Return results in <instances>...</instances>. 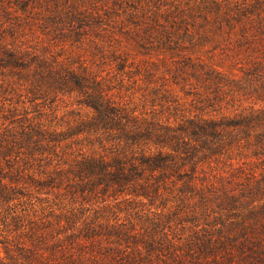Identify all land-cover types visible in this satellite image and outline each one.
<instances>
[{
	"label": "trees",
	"instance_id": "16d2710c",
	"mask_svg": "<svg viewBox=\"0 0 264 264\" xmlns=\"http://www.w3.org/2000/svg\"><path fill=\"white\" fill-rule=\"evenodd\" d=\"M30 5V0H0V9L16 18ZM74 9H47L44 20L70 28L97 24ZM191 9L189 16V10L174 15L175 31L185 26L190 35L198 18L200 39L221 37L231 44L235 37L249 69L264 70V0L244 5L209 0ZM3 55L0 67L20 75L34 70L33 104L50 99L47 85L54 80L51 86L77 92L89 110L80 131L106 135L114 144L109 154H81L74 167L80 218L56 215L53 226L30 218L31 193L20 186L19 168H7L15 149L18 158L56 154L60 133L29 123L19 135L9 129L0 134V231L7 232L0 239V264H264V107L214 115L198 106L202 100L192 99L194 110L178 100L164 110H139L117 100L116 87L83 61L58 69L20 46ZM213 74L218 78L220 72H191L204 82ZM224 160L228 170L211 171ZM65 174L56 165L33 182L39 190L60 187ZM91 201L93 206H85Z\"/></svg>",
	"mask_w": 264,
	"mask_h": 264
},
{
	"label": "rangeland",
	"instance_id": "374dc122",
	"mask_svg": "<svg viewBox=\"0 0 264 264\" xmlns=\"http://www.w3.org/2000/svg\"><path fill=\"white\" fill-rule=\"evenodd\" d=\"M30 1V10L21 12V17L16 18L13 12L8 14L0 9V57L4 56V50L20 46L30 56L43 58L58 69L66 63H73L77 68L83 61L116 87L113 92L117 100L132 107L138 106L139 110H164L167 106L173 107L175 100L194 110L192 99L202 100V103L197 102L198 106L205 105L206 110H211L210 114L214 115L240 112L250 106L264 107V70L249 69L251 64L245 59L247 53L239 44L237 47L235 37L231 44L222 41L221 37H212L210 41L200 39L201 20L198 18L195 19L196 25L188 28L190 35L185 26L176 31L173 29L174 15L189 10V16L192 7L209 0ZM219 1L244 5L255 0ZM56 7L77 8L82 12L81 17L90 16L85 20L97 24L70 28L64 25L66 23H46L47 9ZM196 69L220 72V75L217 78L213 74L204 82L191 76ZM32 73L33 69L20 75L17 71L0 67V134L9 129L19 135L22 127L29 123H40L43 129H57L60 133L57 139L62 141L56 154L46 152L29 156L24 153L18 158L15 152L19 149H15L10 153L11 163L7 168L12 171L11 164L19 168L20 186L31 193L34 208L30 210V218L40 223L51 221L57 226L56 215H63L62 220H65L64 214L69 216L71 213L75 219L80 218L82 197L80 184H77L80 178L74 174V167L81 154H109L114 142L106 135L100 139L80 131V122L89 119L86 117L89 110L80 105L77 92H58L56 85L51 86L55 84L54 80L47 85L50 99L38 101L43 102L39 105L33 104L29 84L33 80ZM178 74L182 77L177 78ZM217 79L221 83L213 85V80ZM47 161H51L53 167H47ZM226 164L225 160L213 164L211 171L228 170ZM56 165L65 171L68 179H64L60 187L39 190L33 180L47 177ZM30 197L23 199L29 203ZM93 202L85 206H91ZM0 208L3 210L4 206ZM6 234L0 231V239L3 240ZM0 250L4 255L1 245Z\"/></svg>",
	"mask_w": 264,
	"mask_h": 264
}]
</instances>
